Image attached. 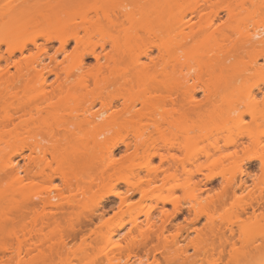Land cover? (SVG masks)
<instances>
[{"label":"rangeland","instance_id":"374dc122","mask_svg":"<svg viewBox=\"0 0 264 264\" xmlns=\"http://www.w3.org/2000/svg\"><path fill=\"white\" fill-rule=\"evenodd\" d=\"M131 1L105 0L103 6L114 17L121 4ZM231 1L230 6L235 3L239 8L235 19L229 22L225 9L229 0H177L178 11L180 8L186 13L185 20L191 19L193 25H200L211 15L215 16V25H227L231 41L223 42L219 54L221 58H229L215 67L214 77L218 80L213 84L219 86L221 93L216 95L211 112L203 117H181L179 113L164 117L181 123L179 128L165 130L159 138L161 144L171 139L177 142V147L169 151L159 146L168 160L179 161V167L182 165L183 170L173 178L160 176L148 185L151 172H162L166 160L161 162L159 157L151 159L146 154L128 159L132 150L125 148L126 143H133L134 132L144 130L151 119L162 117H100L93 124L86 122L87 117H74L88 107L97 110L98 93L65 101L63 117L52 114L5 117L6 112L0 110V264H125L126 261L129 264H198L201 255L194 248L199 243L195 230L207 225L227 227L242 207L264 195V73L251 68L256 60L258 65H263L264 47L242 43L240 34L231 30L232 26L244 30L249 22L264 21V9L260 15L255 11L259 4L264 7V0ZM88 5L86 1L80 2L69 9L83 14ZM205 6L200 13L190 15L192 7ZM215 10L219 15L211 13ZM91 23L94 25H86L87 31L79 32L83 41L81 48L75 51L72 41L67 46L66 54L73 55L74 59L64 64L74 71L78 62L76 55L84 47L89 45L101 51L100 44L112 37L108 33L114 34L103 23L98 24L94 19ZM167 35L151 37L128 51L123 47L125 63L116 70H128L129 56L155 44L160 47L169 38ZM103 44L104 52H108L110 45ZM175 44L179 47V41L172 46ZM52 45L50 55L55 54L59 43ZM194 45V42L189 44ZM177 53L179 59V48ZM158 55L161 54L154 46L152 56L158 58ZM56 57L62 60L64 56L58 53ZM168 58L164 55L165 60ZM180 60V64L178 60L174 66H168V74L160 76L157 84L170 85L181 78L188 90L194 92L195 99L202 100L201 84L209 80L207 74L196 79L200 71L198 53L187 59L180 56ZM95 62L93 57H86L85 68ZM182 74H187L183 76L185 80ZM112 80L113 77L111 83ZM89 84L93 86L92 81ZM252 94L254 101L249 102ZM167 107L158 103L154 108L163 111ZM10 114L16 116L12 108ZM19 121L22 123L14 127ZM238 138L243 140L242 148L233 143ZM95 141L101 144L95 147ZM32 143L43 149L28 148ZM208 152L212 154L210 157L206 156ZM111 159L123 164L115 172L103 175ZM12 165L21 170L19 181L7 174ZM41 169L44 173H40ZM244 174L248 175L247 188L237 190L233 196L228 185ZM49 194H58L52 202L59 205L43 208L41 201ZM195 213L198 219L192 221ZM159 227H164L162 235H158ZM137 228L143 232L139 233ZM28 230L40 233L39 239L29 240ZM115 230H121L120 236L113 233ZM130 230L131 235L127 234ZM244 232V243L238 245L243 244V248L264 234V220L260 225L246 227ZM242 253L241 249L229 264H246ZM256 264H264V256Z\"/></svg>","mask_w":264,"mask_h":264},{"label":"bare ground","instance_id":"6f19581e","mask_svg":"<svg viewBox=\"0 0 264 264\" xmlns=\"http://www.w3.org/2000/svg\"><path fill=\"white\" fill-rule=\"evenodd\" d=\"M85 1L89 3L86 13L78 14L70 11L69 8L72 5ZM104 3L105 0H0V110L6 112L5 117H43L44 114L63 117L65 101L79 100L88 93H98L100 107L97 110L88 107L74 117H87L86 122L89 124L95 123V120L100 117H162V119H151L144 130L134 132L133 143H126L125 148L132 150L128 159L135 158L139 154H146L151 159L159 157L161 162L166 160L167 165L162 172H151L148 185L156 182L160 176L163 179L173 178L179 170H183L182 165L179 167V161L168 160L161 148L166 151L172 150L177 147V142L171 139L161 144L159 138L165 130L179 128L181 123L164 117H172L175 113H179L181 117L195 115L203 117L211 112L216 95L221 93L218 90L219 86H215L218 80V77H214L215 67L229 58H221L219 54L223 42L229 41L231 35L226 30L227 25H215V16H212L210 12L211 17L209 16L210 18L204 24L193 25L191 19L185 20L186 13L180 8L178 11L177 0H132L121 4L122 8L118 9L114 17L107 12L103 6ZM231 3L232 1L229 0L225 8L229 22L235 19L237 8H239L235 3L237 7L230 6ZM261 5L259 4L255 9L259 15L264 9ZM205 8L206 6L192 7L190 15L200 13ZM217 12L215 10L211 13L219 15ZM93 19L98 24H105L108 31L114 32V34L108 33L112 37L109 41L103 42L108 43L111 49L104 52L105 44L103 43L100 44L101 51H96L89 45L84 47L82 52L76 55L78 62L74 71L64 64V61L74 59L73 55L66 54L67 46L72 41L75 44V51L81 48L83 41L79 32L87 31L89 27L86 25H94L91 23ZM250 25H252L251 31L250 28L248 29ZM243 29L241 30L238 26L231 27L233 33L240 34L242 43L249 42L251 46L262 44L264 47V21L249 22ZM172 32L174 33L170 35ZM161 33H167L169 38L160 47L154 45L161 54L158 58L152 56L154 46H150L140 54L129 56L127 63L130 61L131 67L128 70L123 72L116 70L119 65L125 63L123 54L125 50L128 51L131 46H138L151 37H158ZM177 41H179V47L177 44L172 46ZM54 42H58L59 46L54 50L55 54L50 55L49 50L53 49ZM191 42L195 45L189 46ZM123 47L125 50H122ZM58 53L63 54L62 60L56 57ZM195 53H198L200 57L197 61L200 71L196 79H201L204 74H207L209 80L208 83L201 84L204 89L202 100L195 99L194 92L188 90L181 78L170 85L157 84L160 76L168 74L169 65L174 66L178 60L179 64L181 63L180 56L187 59ZM164 55H168L169 58L165 60ZM89 56L96 62L85 68V60ZM254 62L252 70L264 73V63L258 65L257 60ZM11 68L14 70L11 71ZM186 75L182 74L181 77ZM111 77H113L112 83ZM183 79L185 80L184 77ZM90 81L93 83L92 87H90ZM110 87L114 89L110 91ZM249 98V102H253L255 96L252 94ZM158 103L169 107L163 111L156 110L154 107ZM11 108L16 116L9 115ZM21 123L22 121H19L16 125L14 124V127ZM143 131L146 133L144 134ZM241 140L234 139V145L241 147L240 145H243ZM94 144L97 147L101 143L95 141ZM28 148L43 149L37 143H32ZM210 154L208 152L206 156L210 157L212 155ZM122 164L123 162L117 163L114 159L109 160L102 171L103 175L112 170L115 172L121 168ZM20 172L17 165H12L7 174H11L19 181ZM40 173H44V169H41ZM244 175L240 176L237 182L229 183V190L233 196L237 190L247 188L248 175ZM136 187L144 192L140 186L136 185ZM57 197L58 194H49L41 201L42 207L59 205L52 202ZM174 209L178 210L177 207ZM160 213L164 218L168 216L164 214V211ZM195 215L192 221L198 219L199 215L196 213ZM149 218L152 216L150 215ZM262 219L264 220V195L252 199L242 207L235 221L227 227L207 225L203 229L195 230L199 243L194 244V248L201 255L198 264H229L236 259L241 249L245 263L256 264L257 260L264 256V234L260 235L255 243L251 242L244 248L243 244L242 248L239 246L244 243L245 228L260 225ZM147 221L146 224L149 225L150 221ZM158 230V235H162L164 227H159ZM138 231L143 232L142 229ZM26 233H24L25 236L30 235L29 240H33V237L39 239L41 235L36 232L33 234L32 230ZM113 233L120 236L121 230H115ZM131 233H133L132 230L127 234L131 235ZM19 243L21 245V242ZM32 244L35 247L36 243L32 242ZM23 245H25L24 242ZM34 249H37V246ZM125 264H129L128 261Z\"/></svg>","mask_w":264,"mask_h":264}]
</instances>
